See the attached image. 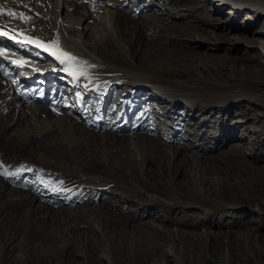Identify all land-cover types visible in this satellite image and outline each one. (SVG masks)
Listing matches in <instances>:
<instances>
[{"label":"rangeland","instance_id":"obj_1","mask_svg":"<svg viewBox=\"0 0 264 264\" xmlns=\"http://www.w3.org/2000/svg\"><path fill=\"white\" fill-rule=\"evenodd\" d=\"M238 1L0 0V264L19 255L22 264L72 263L74 250L58 253L60 245L85 233L90 264H101L105 248L102 264L131 263L128 253L146 264L169 253L198 264L200 252L222 264L228 242L240 253L238 233L264 235V210L252 209L255 197L264 201V161L234 147L241 139L264 150V123L240 113L264 114V44L253 37L264 22L255 25L257 9ZM60 25L114 69L73 82L67 62L45 51L59 43ZM97 31L106 38L94 49ZM115 76L128 82L106 83ZM218 101L226 105L209 108ZM234 119L242 125L229 131ZM189 143L205 154L196 173ZM224 202L241 209L230 214Z\"/></svg>","mask_w":264,"mask_h":264},{"label":"bare ground","instance_id":"obj_2","mask_svg":"<svg viewBox=\"0 0 264 264\" xmlns=\"http://www.w3.org/2000/svg\"><path fill=\"white\" fill-rule=\"evenodd\" d=\"M238 4H251V5H253L257 9V18L255 19V21L253 23L255 25H257V24H259V22L261 20H263V22H264V0L238 1ZM102 18H103V20H102L103 23L102 24H104L106 26V28L110 30L111 36H109V38L111 37L113 39L114 43L115 44H118V46L120 48H122L123 46L120 44V42L118 40L119 38L115 34L116 32L114 31L113 22L111 21L109 14L107 12H105V14L103 15ZM65 29H66L65 27L63 28L62 25H60L59 33H58V40H59L58 42L59 43L56 44V45H54V46H52V48H50V47H49V49L46 48L45 51L46 52L53 53V54H56L57 57H55V59L58 62H62V61L64 63L67 62V64L64 65L62 71L64 72V74L71 76V79H72L73 82H76V83L82 84V85L84 83H89L91 81V77L89 75V73H90V70L89 69L95 70L94 68H98L100 66L109 67V68L114 69V66L113 65H110L109 63H106V62H103V61H99L101 63H97L95 61L96 58H97V53L94 50H91L90 49V47H91L92 44H90V45L89 44H84L83 41H82V39H79L78 37L71 38V37H68V35L66 36V33L65 32H66V30H68V28L66 30ZM256 36L257 37H255V36H253V37L256 40H258V42L261 41L264 44V23H263L262 26H259V28L257 29V35ZM105 38L106 37H104V35L101 34V32H99V31L95 32V35H94V40H95L94 49H96L95 47H99V45H101L103 43V41H104ZM65 53H67L68 55L67 56L64 55ZM88 63L90 65H92V67H89V64ZM58 67H56V69L53 68L51 70V73L53 72V70H58L57 69ZM58 74L59 73H57L56 75H58ZM94 74L97 75V73H94ZM93 77H95V76H93ZM80 80L83 81V82H81ZM124 81H127V79H122V78H120L118 76H115V77H111L108 80H106V83H108V84H115V83H120V82H124ZM104 84H105L104 81H100L95 86H97V88H99V87L103 86ZM135 86H140V85L135 84ZM38 96H40L42 98H45L46 97L44 93H40ZM86 97H88V96H86ZM241 97H242L241 95H236V97H233L234 99L235 98L236 99L235 100L232 99V101L231 100L228 101L227 104L230 105L231 103L236 102L237 100H240ZM182 102L183 101H178L177 103H175V105L172 106V108L170 109V111H168V113H170V118L176 116L175 114H177V112L174 111V109L175 108H178L181 105L180 103H182ZM224 105H226V102L225 101H218L214 105L212 103H210L208 106H209V108H212L213 106H224ZM207 109H208V107H207ZM205 112L202 113V114H200V115L203 116V114H205ZM240 113L246 115L245 118H247V120L252 119V118H255L256 120L262 121L264 123V114L261 111H256V113H250L248 110H243ZM193 114H194L193 113V109H190L189 110V113L187 114V116H190L192 120H197L198 119V116L197 115H194L193 116ZM226 117H229V116H226ZM245 118L242 119V120L245 121L246 120ZM190 124H192L193 125V128L196 129V126H194V123L193 122H190ZM241 125H242L241 121L234 119L232 121V123H225V128H228L229 131L230 130L234 131L236 128H239ZM199 127H201V126L198 125V128ZM252 128H256V129L259 128L258 130L261 129L260 126L259 127L254 126ZM189 131L190 132H193L194 130L191 128ZM233 135H235V133ZM200 136H201L200 139L204 138L205 137V132H201V135ZM243 136H245V135H243ZM234 144H235L234 147L236 146L238 148H241V149L245 150L246 152H249V154H251L252 152H254V156L257 159H260V160L264 161V150H263L262 147L260 149L259 148H254L253 149V148H251L250 145L247 144V142H244V140H241V139H239L237 141H234ZM198 147H199V143H191V144L189 143V145H187L185 147V150H184V155L186 156V158L187 159H191V161H192V164H193L192 170L195 171V173L198 172V171H200V168L204 166V161H205V154L203 152H198V150H197ZM251 149L253 151H251ZM198 183H195V185L196 184L198 185ZM199 189H200V187H199ZM216 190H217V188H216ZM201 191H203V190H201ZM201 193H202L201 194L202 195L201 196V202L203 204H206L207 207L211 211H214V209H215L214 205L216 204V201H213V200H210V199L206 198V196L204 195V193L203 192H201ZM216 200H219V198L216 199ZM217 202H219V201H217ZM187 203H188V201H187ZM252 203H253L252 204V209L255 210V207L258 206V209L257 210H264V201L263 200L256 199V197H255V201H253ZM222 204H223L222 206H224L227 209L228 213H230V214H234L235 212H237V210H240L241 209L240 206H238L236 204H233V203H225L224 202ZM223 227H225V226H223ZM225 228H226V230L223 231L224 234L222 236H225V235L227 236L229 234V231L227 230V227H225ZM209 232L212 234V231L211 230H209ZM69 235H70V233H69ZM263 237H264V235L262 233H260L259 231H257V233L253 232L249 236H245L242 233H238L237 234V237H236V241L234 240V243L236 245L240 246L239 247L240 248V253L237 254L236 253V250H234L233 245L231 244V242H228L227 243V245H228V252H225L224 257H223L224 260H223L222 264H238V263H240V264H248L253 259H256V258L259 259L258 254H261L262 255V259H260V261H259L258 264H264V247L263 246H260V244H259V239L260 238H263ZM98 239L100 240L99 237H98ZM82 240H84L85 243L86 242L89 243L90 237H88V235H86V233H85V235L77 236L75 238L69 237V238H66V240L63 241L62 245H60V248H59L58 253L61 252V254L62 253L64 254V253L67 252L68 255L69 254L71 255V252L74 250V256L72 257L74 259V262H73V259H72V263H67V264H86V262H87V264H90L91 263L90 257H88V253L86 252L87 249L84 250V247L81 246ZM197 240H198V238H197ZM203 240H205V239H203ZM207 240H209V239H207ZM227 241H228V239H227ZM107 250L108 249H106V248L104 249V251L102 250L104 254L101 255V259L99 261L101 264H102V261H105L106 258H107L106 253L109 252ZM39 253L40 254L43 253L45 255V257L49 259V261L47 260L48 263H51L52 262L51 252H50V254H48L47 251H44V250L40 249L39 250ZM180 255L177 256V258L176 257L171 258V253L167 254L166 255V259L164 260L163 264H167L168 260H171L172 263H174V264H179V262L182 259V257L184 259H186L185 254H182V257H180ZM199 255L200 256L198 257V259H200V260H197L198 264H206L207 262H209V259L207 258V254L206 253L200 252ZM56 257L58 258V256H56ZM25 260H28V258L27 257H24L23 255H19L16 258V264H22ZM126 260L127 261H129V260L131 261V263H128V264H146V262H145L144 259H141V258H138V257L135 258L132 255H129V253L127 254ZM59 262H60V260H59ZM60 263L63 264L62 262H60Z\"/></svg>","mask_w":264,"mask_h":264},{"label":"snow or ice","instance_id":"obj_3","mask_svg":"<svg viewBox=\"0 0 264 264\" xmlns=\"http://www.w3.org/2000/svg\"><path fill=\"white\" fill-rule=\"evenodd\" d=\"M8 15H10V16H15V15H18V16H21V17H23V13H15V12H13L12 10H8V13H7ZM64 55H68L67 53H65ZM59 58V57H58ZM63 62V61H62Z\"/></svg>","mask_w":264,"mask_h":264}]
</instances>
